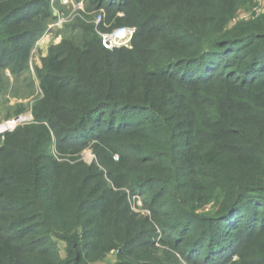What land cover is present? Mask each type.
Returning a JSON list of instances; mask_svg holds the SVG:
<instances>
[{
	"label": "trees",
	"instance_id": "16d2710c",
	"mask_svg": "<svg viewBox=\"0 0 264 264\" xmlns=\"http://www.w3.org/2000/svg\"><path fill=\"white\" fill-rule=\"evenodd\" d=\"M255 1L100 0L107 22L124 15L112 27L137 29L114 51L98 34L114 28L78 20L38 72L36 122L0 135V264L114 250L155 264L136 252L129 194L150 195L188 263L264 264V14L232 26ZM52 16L44 0H0V69L28 61L26 24ZM91 144L104 169L64 162Z\"/></svg>",
	"mask_w": 264,
	"mask_h": 264
},
{
	"label": "rangeland",
	"instance_id": "374dc122",
	"mask_svg": "<svg viewBox=\"0 0 264 264\" xmlns=\"http://www.w3.org/2000/svg\"><path fill=\"white\" fill-rule=\"evenodd\" d=\"M44 2L49 6L53 16L47 20L36 18L34 22L26 24L28 29L39 34L32 47L30 58L27 62L17 64L14 71L11 67L0 69V128L18 118L27 119L10 132H14L20 126L36 122L34 110L43 98L38 72L42 71L43 63L53 47L58 46L65 39L77 35L78 32L73 34L72 30L78 24V20L86 25L96 26L95 21L101 14L104 23L98 27L96 26V28L105 27V29L110 30L114 28L112 25L119 24L118 20L124 17L123 13L119 12L113 16L114 18L110 23L107 22L111 14L104 10V4L101 6L100 0H69L68 4H63L61 0H44ZM262 14H264V0H256L255 3L246 5L236 13L232 26L239 21L261 16ZM61 18L63 19L62 26L57 27L56 24ZM100 28L99 30H101ZM131 28L135 27L131 26ZM132 48L133 44H131L130 49ZM93 145L91 144L81 155L65 156L64 162H83L88 166L95 164L101 170L104 169L92 148ZM149 198L150 195L142 197L129 194L128 196V205L130 213L135 217V224L139 226L138 230H142L146 234L144 236L146 246L139 247L140 249L137 248L136 250L139 253L138 257L141 254V259L153 261L155 264H191L178 254V249L176 251L173 247V241L168 237L169 235L160 228V219L154 217L148 210L145 202ZM211 208L209 206L207 209L210 210ZM58 245L61 257L65 258V244L58 243ZM184 246L181 245V249ZM89 259L91 264H117L120 261V255L118 250H114L108 255L93 253ZM240 263L239 255H237L232 257L228 264Z\"/></svg>",
	"mask_w": 264,
	"mask_h": 264
},
{
	"label": "built area",
	"instance_id": "2783aa9c",
	"mask_svg": "<svg viewBox=\"0 0 264 264\" xmlns=\"http://www.w3.org/2000/svg\"><path fill=\"white\" fill-rule=\"evenodd\" d=\"M61 1L63 4H68L69 0H61ZM62 23H63V19L61 18L59 22L56 24V26L61 27ZM102 23H103V16L100 14L97 17L95 24L98 27ZM136 31H137L136 28L122 26V27L114 28L107 32L98 31V34L101 38V43L103 48L108 51H114L122 48L130 49ZM25 121H27V119L25 118L24 120V118L21 117L18 118L17 120H13L11 122L6 123L2 128H0V134L3 135L12 131L13 129H15V127L21 125Z\"/></svg>",
	"mask_w": 264,
	"mask_h": 264
}]
</instances>
